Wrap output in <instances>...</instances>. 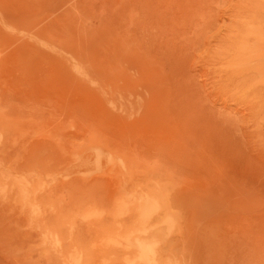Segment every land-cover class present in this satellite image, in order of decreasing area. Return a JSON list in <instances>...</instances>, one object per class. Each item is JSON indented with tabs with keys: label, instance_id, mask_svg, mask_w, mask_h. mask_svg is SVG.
I'll return each instance as SVG.
<instances>
[{
	"label": "rangeland",
	"instance_id": "obj_1",
	"mask_svg": "<svg viewBox=\"0 0 264 264\" xmlns=\"http://www.w3.org/2000/svg\"><path fill=\"white\" fill-rule=\"evenodd\" d=\"M0 264H264V0H0Z\"/></svg>",
	"mask_w": 264,
	"mask_h": 264
}]
</instances>
